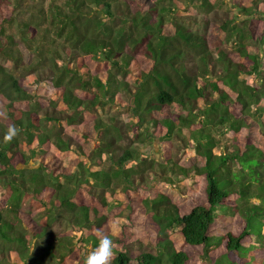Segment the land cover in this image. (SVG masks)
Instances as JSON below:
<instances>
[{"label":"trees","instance_id":"1","mask_svg":"<svg viewBox=\"0 0 264 264\" xmlns=\"http://www.w3.org/2000/svg\"><path fill=\"white\" fill-rule=\"evenodd\" d=\"M20 8L40 61L29 91L0 14V264H83L97 229L115 241L112 264H264V0ZM11 124L21 132L5 143ZM155 142L157 157L141 155ZM119 194L140 203L137 237L128 222L111 233ZM57 219L72 235L34 255Z\"/></svg>","mask_w":264,"mask_h":264},{"label":"rangeland","instance_id":"2","mask_svg":"<svg viewBox=\"0 0 264 264\" xmlns=\"http://www.w3.org/2000/svg\"><path fill=\"white\" fill-rule=\"evenodd\" d=\"M64 0H18L20 3V6L17 4L16 0H0V14L2 18L10 17L13 21L10 23H7L5 31L6 33L10 34L12 36V40L14 44L11 46L12 51L14 52V56L19 57L18 59V66L14 68V73L17 74L18 78L20 79V83L25 86L29 91H35L34 85L37 87L36 83L33 82V76L30 74L32 66H37L39 63L40 57L35 54V50L31 48L28 42L24 41L22 39V34L19 31V25L20 21L27 20L29 12L22 11L20 7L23 9H27L29 7H33L32 9H46L49 3H63ZM35 8V9H34ZM36 13L35 11H32ZM9 19V20H10ZM184 23L187 25L188 28L196 31V32H202V28L198 26V24L190 22L188 19L183 20ZM19 23V24H18ZM25 35L29 34L26 32ZM33 36V35H32ZM17 49H20L19 52H17ZM3 63L6 64V66L11 69L12 65L6 61H3ZM31 67V68H30ZM46 93L44 91H40V93H36L38 96L39 101L41 100L44 102L46 101L47 97L45 95ZM51 96V95H50ZM114 111L115 116H117L118 119L127 121L129 118V113L127 108H113L111 112ZM179 142L175 141V149L173 151L179 153L178 150ZM157 146L158 144L153 143L149 144L146 143L141 149V155H150L152 157H157ZM64 163H68V158L63 159ZM39 160H35V163L38 164ZM108 162L106 161L105 166L107 167ZM29 166L34 167L35 165L30 162ZM22 167V165L20 166ZM144 185L148 188L154 187L151 185V180H148L147 183H144ZM186 185H188V182H182L176 185V188H178L180 191H184L186 188ZM128 203V204H127ZM130 205H132V209H130ZM113 209L112 212L109 214L111 217V233L114 231H121L124 225L126 223H134L132 224L133 227L130 229V234L135 235L136 237L140 232L144 233L147 229V221L146 218H144L143 213L141 212V206L137 199H131L128 196L120 195L119 199L114 201L113 203ZM43 215V211H39L36 214L32 215L33 219L38 220V224L41 222V217ZM133 220L134 222H132ZM140 229V230H136ZM72 228L69 223L66 222L64 219H57L55 222H52L50 224V235L46 237H42L38 240V244L35 245L34 248H32V253L37 256H43L46 254V250L49 247L51 241L53 240L54 235H65V236H71L72 235ZM77 232H75L76 234ZM131 245L133 246V252H138L142 247L141 242L138 239L131 240ZM34 249V250H33ZM78 250V249H77ZM3 258V257H2ZM49 263L48 261L46 262ZM52 264H56L55 260H52Z\"/></svg>","mask_w":264,"mask_h":264},{"label":"clouds","instance_id":"3","mask_svg":"<svg viewBox=\"0 0 264 264\" xmlns=\"http://www.w3.org/2000/svg\"><path fill=\"white\" fill-rule=\"evenodd\" d=\"M20 132L21 129L15 124L9 125L3 136L4 142L10 143ZM96 239L98 241L96 247L85 256L83 264H112L116 248L114 239L101 229H97Z\"/></svg>","mask_w":264,"mask_h":264}]
</instances>
